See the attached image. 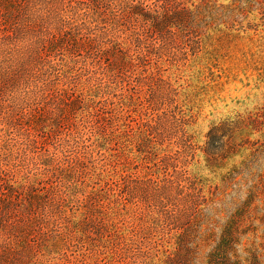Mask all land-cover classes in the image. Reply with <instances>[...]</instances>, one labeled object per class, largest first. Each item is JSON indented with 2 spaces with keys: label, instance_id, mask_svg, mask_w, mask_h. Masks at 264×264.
Here are the masks:
<instances>
[{
  "label": "rangeland",
  "instance_id": "obj_1",
  "mask_svg": "<svg viewBox=\"0 0 264 264\" xmlns=\"http://www.w3.org/2000/svg\"><path fill=\"white\" fill-rule=\"evenodd\" d=\"M26 4L0 0V264H264V0Z\"/></svg>",
  "mask_w": 264,
  "mask_h": 264
},
{
  "label": "trees",
  "instance_id": "obj_2",
  "mask_svg": "<svg viewBox=\"0 0 264 264\" xmlns=\"http://www.w3.org/2000/svg\"><path fill=\"white\" fill-rule=\"evenodd\" d=\"M26 2H27L26 7H28V6L32 7V5H30V4H33L35 2V0L34 1H30V0L28 1V0H26Z\"/></svg>",
  "mask_w": 264,
  "mask_h": 264
}]
</instances>
